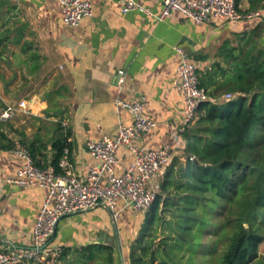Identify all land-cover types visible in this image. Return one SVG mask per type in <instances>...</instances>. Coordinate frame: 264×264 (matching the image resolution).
Returning a JSON list of instances; mask_svg holds the SVG:
<instances>
[{
	"label": "crops",
	"instance_id": "obj_1",
	"mask_svg": "<svg viewBox=\"0 0 264 264\" xmlns=\"http://www.w3.org/2000/svg\"><path fill=\"white\" fill-rule=\"evenodd\" d=\"M90 1L93 15L77 27H68L56 0H0V112L21 101L27 104L14 120L0 122L4 135L0 139V251L33 248V230L46 196L43 188L10 183L24 164L11 150L26 148L41 167L53 168L54 144L66 138L74 171L86 178L99 165L87 142L114 138L120 125L133 123L126 109H118L117 99L143 97L144 115L157 127L144 133L139 145L148 149L169 145L174 159L184 160L186 104L175 87L182 62L176 48L189 55L200 76H216L213 65L221 62L222 47L233 46L264 24V0H238L240 11L259 12L261 18L203 25L180 12L160 21L162 0H135L145 11L128 13L123 12L121 0ZM208 90L216 99L225 94L215 86ZM118 160L117 172L122 173L134 155L122 148ZM165 173L155 181L163 180ZM119 208L118 219L102 206L61 219L51 240L53 247L64 250L59 264L75 260L102 264L98 259L88 263L83 254L100 246L113 247L115 264H129L130 245L147 213L125 207L122 201Z\"/></svg>",
	"mask_w": 264,
	"mask_h": 264
},
{
	"label": "trees",
	"instance_id": "obj_2",
	"mask_svg": "<svg viewBox=\"0 0 264 264\" xmlns=\"http://www.w3.org/2000/svg\"><path fill=\"white\" fill-rule=\"evenodd\" d=\"M220 57L213 65L216 76H200L201 86H215L234 97L218 100L208 90L211 101L199 108L198 120L186 130L185 159L175 158L166 169L147 213L153 225L140 230L129 264H170L151 241L154 226L163 218L170 230L163 243L171 256L175 246L194 244L201 234L217 241L221 264H249L257 258L264 242V24L233 46L222 47ZM66 148L71 153L66 138L54 144L52 167L57 172ZM84 252L90 260L116 263L111 246Z\"/></svg>",
	"mask_w": 264,
	"mask_h": 264
},
{
	"label": "built area",
	"instance_id": "obj_3",
	"mask_svg": "<svg viewBox=\"0 0 264 264\" xmlns=\"http://www.w3.org/2000/svg\"><path fill=\"white\" fill-rule=\"evenodd\" d=\"M56 1L60 4L63 21L68 27H77L85 18L93 15V4L90 0ZM162 1L160 21H165L172 12H180L186 19L198 25L215 21L238 23L262 17L259 12L240 11L237 0ZM121 2L124 13L145 11L135 0ZM176 50L181 55L182 62L175 87L185 99L183 131H186L196 123L199 108L210 102L211 96L201 86L198 66L182 48L177 47ZM233 97L232 94H226L222 99L231 100ZM116 104L118 109H126L131 114L133 123L129 126L120 125L114 138L87 142L90 154L99 161V165L90 169L86 178L76 175L68 148L60 160V172L54 168H38L26 148L10 151L14 157L24 160L17 177L11 179L10 183L19 187L43 188L46 196L35 222L33 248L18 252L0 251V264H59L64 250L53 247L51 240L60 220L65 217L102 206L118 219L121 201L125 203V207L146 213L150 211L161 191V183L155 181L156 177L173 162L175 151L169 145L157 149L139 145L142 135L157 127L155 121L144 115L143 97L132 101L118 98ZM26 106V101H21L16 106H7L0 112V122L14 120ZM122 148L128 149L134 155V161L122 173H118V153Z\"/></svg>",
	"mask_w": 264,
	"mask_h": 264
},
{
	"label": "rangeland",
	"instance_id": "obj_4",
	"mask_svg": "<svg viewBox=\"0 0 264 264\" xmlns=\"http://www.w3.org/2000/svg\"><path fill=\"white\" fill-rule=\"evenodd\" d=\"M226 94H223L221 96H218L221 100ZM163 180L160 181L162 183ZM172 215L168 214L166 216V221H172ZM164 218L157 223L152 231V236H154L151 241L153 248L157 251L158 256L163 259L164 257L167 259V261L170 264H221L220 262V247L218 246L217 241L214 238H207L204 235H201L198 237L197 241L194 244L186 245L182 244L180 246H175L172 250V256L168 254V252H165L166 245L163 243V240L166 237V234L170 232V230H167L169 227L167 224H165ZM152 223H150V220H146L144 222L143 226L139 230L148 231L149 228L152 227ZM140 232V231H139ZM264 234V231H263ZM139 234L137 237H134V240L132 241L130 245L131 246L139 239ZM174 243V242H170ZM214 245H217L214 247ZM123 254H124V249ZM126 251H129V249L126 248ZM119 256V255H118ZM125 257V254H124ZM79 259V258H78ZM128 259H129V253H128ZM85 261L89 263L90 259L88 255L85 257ZM78 262L75 260L73 264H77ZM249 264H264V242L259 245L258 248V255L257 258L252 260Z\"/></svg>",
	"mask_w": 264,
	"mask_h": 264
},
{
	"label": "water",
	"instance_id": "obj_5",
	"mask_svg": "<svg viewBox=\"0 0 264 264\" xmlns=\"http://www.w3.org/2000/svg\"><path fill=\"white\" fill-rule=\"evenodd\" d=\"M194 161H195V163L199 164L198 160L194 159ZM56 229H57V227H56ZM55 233H56V230H55ZM116 235H117V250L119 252L121 261L124 263V254H123V250H122V244L120 241V237L118 236V234H116Z\"/></svg>",
	"mask_w": 264,
	"mask_h": 264
}]
</instances>
